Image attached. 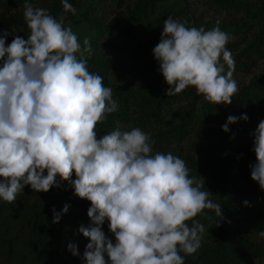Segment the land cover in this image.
Segmentation results:
<instances>
[{"label": "clouds", "instance_id": "obj_1", "mask_svg": "<svg viewBox=\"0 0 264 264\" xmlns=\"http://www.w3.org/2000/svg\"><path fill=\"white\" fill-rule=\"evenodd\" d=\"M62 4L75 13L69 0ZM23 7L30 35H15L7 46L8 33L0 35V200L15 203L25 186L47 193L61 186L57 178L71 182L75 195L91 204V225L79 229L90 241L86 264H185L206 230L195 218L211 210L219 227L222 206L209 198L203 177L189 175L182 158L153 153L155 142L140 128L117 127L98 139L97 126L118 102L103 77L88 70L89 39L82 46L63 16L57 19L30 0ZM186 24L168 17L153 49L167 97L193 87L210 103L230 105L239 91L226 47L231 37L219 22L208 31ZM235 123L229 116L222 131ZM252 135L257 162L249 165L251 179L264 190V121ZM68 210L67 204L61 212L53 208L52 223ZM105 221L115 242L102 230ZM258 235L264 238V231ZM68 247L78 255L75 245Z\"/></svg>", "mask_w": 264, "mask_h": 264}, {"label": "rangeland", "instance_id": "obj_2", "mask_svg": "<svg viewBox=\"0 0 264 264\" xmlns=\"http://www.w3.org/2000/svg\"><path fill=\"white\" fill-rule=\"evenodd\" d=\"M13 2L10 8L0 9V21L12 18L21 21L18 27H10L0 31V35L7 32V39L15 35L29 33L24 19V0H3ZM139 0H69L75 8V13L65 12L62 0H30L34 7L46 9L50 15L59 19L64 17L65 26H70L77 34L81 45L87 37L91 48L107 40L103 27L130 28L132 36L118 40L120 54L111 57L113 64L111 80L136 88L146 84L149 80L141 74V68L146 62L154 59L153 51L145 56H137L135 48L140 38L161 39L164 21L168 17L180 22H187L188 27H203L205 31L217 26L229 34L231 39L226 45L235 60L233 79L237 82L238 93L233 97L230 105H215L206 101L197 94L195 88L184 90L179 100L171 103L169 112H177L184 116L191 112L192 123L186 127V134L180 141L165 143L161 147H152L153 153L171 152L182 159L192 161L189 165V175L205 180V190L212 193L209 197L216 203H221V198L226 197L239 206L238 215L234 225L236 230L246 238L264 243V238L258 233L264 231V223L254 212L251 206V197L261 189L251 179L249 165H254L256 155L254 152V136L260 121L256 107L240 93L252 79L264 76V48L260 52L244 51L250 42L259 38L264 40V17L255 13H247L239 8H231L217 0H154L146 18L139 22H131L129 11ZM251 5L264 7V0H239ZM261 37V38H260ZM160 42V41H159ZM157 46V45H156ZM155 46V47H156ZM100 49V48H99ZM221 62H223L221 58ZM239 62H249L240 65ZM239 64V65H238ZM225 71L227 66L225 65ZM162 77V73L156 74ZM169 89L165 87L164 92ZM137 113H133L136 115ZM247 115L248 120L241 119ZM229 116L237 118V123L229 125V132L222 131V126ZM177 121L172 117L171 126ZM134 126L129 124L126 131ZM160 129L165 128L161 125ZM151 135L157 131L155 126H148L144 130ZM245 201L248 202L247 206ZM205 226L202 234V245L210 246L214 242L212 230L217 225L218 218L198 219ZM115 242V239L114 241ZM264 264V263H255Z\"/></svg>", "mask_w": 264, "mask_h": 264}, {"label": "trees", "instance_id": "obj_3", "mask_svg": "<svg viewBox=\"0 0 264 264\" xmlns=\"http://www.w3.org/2000/svg\"><path fill=\"white\" fill-rule=\"evenodd\" d=\"M121 2V0H118ZM231 8H241L247 13H255L264 17V7L251 5L239 0H217ZM154 0H139L129 11L131 22H139L148 15V11ZM13 2L0 0L1 8H10ZM21 21L12 18H4L0 21V31L10 27H18ZM107 37L105 42L96 44L92 48L91 56H86L88 70L103 77L104 85L113 90V99L118 102V110L107 116L106 120L97 126V138L115 130L126 131L125 127L132 124L134 127L144 130L148 126H155L157 131L151 134L155 142L152 147H161L165 143L177 142L186 134V127L192 123L191 112L179 116L177 112H169L171 103L178 101L182 94L174 96L166 95L165 87H168L163 76L157 77L160 72L156 59H151L141 68V74L149 81L140 84L135 89L120 82L112 81L113 64L111 57L120 54L118 40L126 36H134L130 28H118L111 25L103 27ZM27 34L20 36L27 38ZM261 38V37H260ZM6 39V46L12 42ZM157 38H140L135 48L137 56H145L153 51L159 43ZM100 48V49H99ZM264 48V40L259 38L250 42L244 51L252 50L260 52ZM240 65L249 62H239ZM238 64V65H239ZM2 65V62H0ZM240 93L252 103L264 118V76L252 79L244 86ZM137 113L133 115V113ZM172 117H177L174 126H171ZM163 125L165 128L160 129ZM188 161L189 165L196 163ZM46 175V173H45ZM76 179L75 173L72 181ZM59 188H52L47 193L34 192L30 186H25L23 192L13 204L0 200V264H86L84 252L90 242L79 229L88 227L91 221L87 215L91 204L75 195L71 182L60 181ZM254 212L264 223V190H260L251 197ZM69 206L66 214H63L59 224H53V212H61L65 205ZM223 220L219 227L212 230L214 242L210 246L201 245L194 255H185V264H255L264 263V243L253 241L236 230L234 225L239 206H233V202L226 197L221 198ZM207 215L198 216L195 219H208L216 217L211 210H205ZM217 218V217H216ZM189 226L192 222L189 221ZM105 235L114 241V235L109 229L108 222L102 226ZM69 244L76 246L78 255L74 256L69 250ZM181 255H184L181 253ZM107 260V256L105 255Z\"/></svg>", "mask_w": 264, "mask_h": 264}]
</instances>
